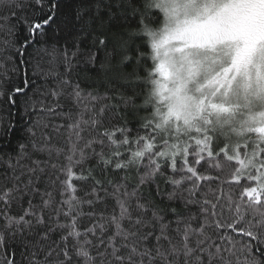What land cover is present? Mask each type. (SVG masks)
Segmentation results:
<instances>
[{
	"label": "snow or ice",
	"instance_id": "snow-or-ice-1",
	"mask_svg": "<svg viewBox=\"0 0 264 264\" xmlns=\"http://www.w3.org/2000/svg\"><path fill=\"white\" fill-rule=\"evenodd\" d=\"M66 3L0 0V264H264V0Z\"/></svg>",
	"mask_w": 264,
	"mask_h": 264
},
{
	"label": "trees",
	"instance_id": "trees-1",
	"mask_svg": "<svg viewBox=\"0 0 264 264\" xmlns=\"http://www.w3.org/2000/svg\"><path fill=\"white\" fill-rule=\"evenodd\" d=\"M72 7H73V3H72V0H68V3H66L65 5H64V8H63V12L65 13V14H67L68 16H69V18H71V15H72ZM58 23H59V21H57ZM22 36V32L20 33V34H18V36H17V39H19L20 37ZM0 37H3V38H5V39H7L8 37H4L3 36V33H0ZM51 42V41H50ZM142 51L144 50V49H141ZM29 53H32V49L31 48H29ZM50 59V57H48V56H44L43 57V67L44 68H48V67H50V65L47 63V61ZM150 63V62H149ZM143 67H144V65L142 64L141 65V72H143ZM59 71H63V67L61 66L60 68H59ZM123 71H125V72H131L132 71V65H129L128 67H126V68H124L123 69ZM38 83H43V81L42 80H38L37 81ZM137 91H139V89H137ZM17 119H18V117H17Z\"/></svg>",
	"mask_w": 264,
	"mask_h": 264
}]
</instances>
